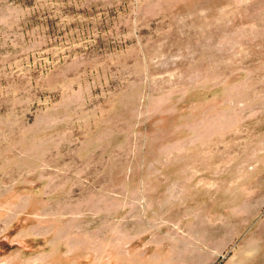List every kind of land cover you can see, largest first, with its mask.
Segmentation results:
<instances>
[{
    "label": "rangeland",
    "instance_id": "374dc122",
    "mask_svg": "<svg viewBox=\"0 0 264 264\" xmlns=\"http://www.w3.org/2000/svg\"><path fill=\"white\" fill-rule=\"evenodd\" d=\"M0 264H264V0H0Z\"/></svg>",
    "mask_w": 264,
    "mask_h": 264
}]
</instances>
